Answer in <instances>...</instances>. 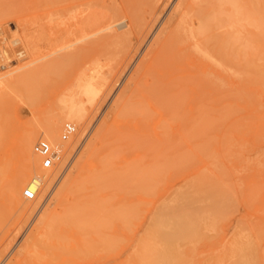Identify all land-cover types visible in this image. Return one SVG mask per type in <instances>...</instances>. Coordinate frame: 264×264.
<instances>
[{
	"label": "rangeland",
	"instance_id": "374dc122",
	"mask_svg": "<svg viewBox=\"0 0 264 264\" xmlns=\"http://www.w3.org/2000/svg\"><path fill=\"white\" fill-rule=\"evenodd\" d=\"M179 1L0 0V73L45 64L0 83V178L26 130L79 111L54 165L31 163L38 196L0 179V264H264V0H184L144 68ZM90 9L131 32L94 35Z\"/></svg>",
	"mask_w": 264,
	"mask_h": 264
},
{
	"label": "bare ground",
	"instance_id": "6f19581e",
	"mask_svg": "<svg viewBox=\"0 0 264 264\" xmlns=\"http://www.w3.org/2000/svg\"><path fill=\"white\" fill-rule=\"evenodd\" d=\"M185 1H187V0H185ZM185 1L184 0H180L177 3V5L175 6V9L173 11H171L170 14H169L168 26L165 25L164 27L159 29V31L155 35V37H154L153 41L151 42L150 47H149V49L147 51V54H148L147 57L143 58V60H142V64H143L144 68H150L155 63L157 58L159 57V52L162 50V47H163L161 44H162V42L165 39L164 35L166 34V32H168L170 30V29H167V28L170 27L171 21H173L175 19V17L178 15V13H177L178 9L182 8V7H184L186 5ZM165 3H167V2H165ZM164 6H166V5H164ZM89 7H90V5H89ZM100 21H101V18L97 16L96 11L93 10V9H90V10H88V12H86L84 14V16H83V18L81 20V24L84 27H86V29L94 31V33H93L94 35H97L100 31L105 30L106 32H105L104 35L107 36V38H119L120 36L127 35V34H129L131 32V28H128V30L126 32L119 33L114 28H112L111 25H107L106 24L103 27L102 21L101 22ZM104 22L105 21L103 20V23ZM108 22H109V20H108ZM105 23H107V21ZM107 38L105 40H107ZM187 42H188V38H184V39H182L180 41L179 45H186ZM71 51H73V50H71ZM152 52H154V53L152 55H150ZM154 55H155V57H154ZM60 58L59 59L58 58H54L53 64L55 65V63L57 61H59ZM27 64L28 63H24V64L20 65L19 67L17 66L15 69L6 70L3 73L1 72L0 73V83L3 84V85L6 84V83L9 84V85L10 84H12V85L16 84V86L18 87V85H20V83H22L24 81L27 82V80L29 79L30 76H32V74L41 72L42 69H43V66L45 65L43 62H39L35 66V69L32 72H28L26 70H23V68L26 67ZM46 66H48V64ZM49 66H51V65H49ZM139 67H141V66H139ZM139 67H138L137 71L141 70V68L139 69ZM44 69H45V67H44ZM78 75H79V73H78ZM85 75H84V77H85ZM83 79L86 81L88 78L86 77V78H83ZM94 85L95 84L91 85L89 89H91L93 91H96V88L94 87ZM20 86H22V85H20ZM63 103H64V101H63ZM78 113H79V111L77 110V108L75 107V105L73 103L66 102L64 107H63L62 113L58 114V116H56V117L54 116L55 117V118L53 117L54 119L51 118L53 120H51L49 123L47 122V125L42 127V131L41 132L37 131V130H35L34 128L31 127L28 130H26L27 132L24 133L21 136V140H20V144H19L20 147L19 148L21 150L22 160H24L23 162H25L24 166H26V167H24L25 169L21 170L20 173H18L16 175L10 174L9 171H7L9 174L6 173V171H3L2 174H1V178H0L1 181H3L5 183V185L8 186V188L10 189L11 194L14 197H16V199H20V195H19L20 190L23 189V192H24V190L27 189V188L31 189L32 191H34L36 196H38V194L41 192L42 188L44 187V185L46 183L45 179H42V178L46 177L45 172L42 174L43 177H41V178L39 176H36V174L32 175L31 177H29V173L27 174V172L31 170V163H34V164L36 163L37 164L38 159H40V158H38V154L33 149V146H34L33 144H34V141L37 138L38 132L40 133L39 135L43 136L46 140L49 141V143L53 147V150L60 155L61 152L63 151V146L61 147V144L59 142H57L58 137H59V134H58L59 123H61L63 120H66V121L67 120L68 121H71V120L73 121L74 120L75 121L79 117ZM102 123H101V128H102ZM22 168H23V166H22ZM47 185H48V183H47ZM22 194L23 193H21V197H22ZM43 219H44V217H43ZM101 238L104 239L103 234L100 232L97 235V237L94 238V240L96 241V240L101 239ZM111 238H112V232L109 231L107 233V239H109V241H111ZM26 239H28V238H26ZM26 239H25L26 245H28L29 242L32 243L31 242L32 238L30 239V237H29V241H27ZM26 253H27V251H26ZM112 260H113L112 256L111 257L109 256V257H91V258H89V262H97V263H103V264L104 263H108V262H110ZM9 263H11V262H9Z\"/></svg>",
	"mask_w": 264,
	"mask_h": 264
},
{
	"label": "built area",
	"instance_id": "2783aa9c",
	"mask_svg": "<svg viewBox=\"0 0 264 264\" xmlns=\"http://www.w3.org/2000/svg\"><path fill=\"white\" fill-rule=\"evenodd\" d=\"M76 130V126L71 122H66L64 125L63 138H67L70 134H73ZM34 151L40 156L41 167L47 169L54 165L57 157L53 147L46 139H39L33 146ZM26 198L32 199L35 197V192L31 189H25L23 192Z\"/></svg>",
	"mask_w": 264,
	"mask_h": 264
}]
</instances>
